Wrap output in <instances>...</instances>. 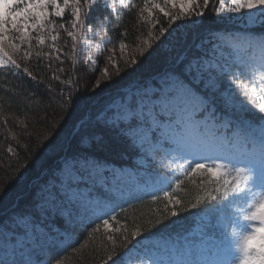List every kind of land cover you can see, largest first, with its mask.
Masks as SVG:
<instances>
[{
	"label": "snow or ice",
	"instance_id": "snow-or-ice-1",
	"mask_svg": "<svg viewBox=\"0 0 264 264\" xmlns=\"http://www.w3.org/2000/svg\"><path fill=\"white\" fill-rule=\"evenodd\" d=\"M97 2L109 12V16L97 18L96 30L93 31L87 16ZM118 3L121 8L130 10V14L135 13L137 23L149 26L147 38L136 49L141 56L152 47V41L158 40L171 28L173 22L204 15L199 10L201 6L198 0H163V5L159 0H142V4L133 0H118ZM177 4L179 14L166 10L169 5L175 9ZM209 4L210 0H203L205 9ZM49 5L56 17H61L66 8L72 10L71 29L63 23L59 28L65 29L71 38V52L65 55L72 60L73 72L76 71L77 53L82 50L88 53L84 58V67L87 69L92 65L93 73L99 68V60L104 53L109 54L104 60V75L109 76V67L119 69L114 59L115 41L106 35L111 13L120 15L116 0H63L64 7L60 6L58 0H0V68L7 67L10 74L15 69V75H19L21 64L14 55L19 52L22 43L31 39L37 42V58L50 57L49 52L39 50L48 36L53 42L58 38L50 30L47 36L43 31ZM85 6L88 8L85 9ZM156 10L169 20L168 28H159V35H154L159 23L153 14ZM214 13L216 16L227 13L229 18H239L246 26H264V0H219ZM51 23L49 20L48 24ZM118 26V22L113 23V31ZM29 29L36 30L37 34L30 36ZM125 34L121 32L120 36ZM95 37H99V41L94 44ZM54 47V44L48 45L50 49ZM125 49L124 39H120V52L123 53ZM237 51L239 60L235 64L227 58L217 57L214 52L212 55L197 54L192 59L179 60L176 67L153 86L146 87L103 118L109 130L123 143L124 152L143 149L145 145L154 148L159 144L164 153L160 166L168 169L167 174L161 172L153 178L149 173L148 178L142 181L138 179L134 188L121 182L123 171L110 167L106 158L86 153L66 160L61 174L54 177V183L38 192L35 215L37 219L40 216L50 218L53 223L63 217L69 227L63 233L49 227L48 232L43 234L45 243L37 248L29 247L35 236V228L31 236L25 232L24 239L20 240H10L0 233V236H4L0 242V264H52L53 261L54 264H64L58 256L51 255L52 249L57 246L70 247L75 243L72 230L76 221L92 223L93 217L102 220V225L96 224L87 236L91 238L101 233L103 227L101 246L107 251V244H112L101 264H118V261L123 264L122 256L117 253L115 234L122 235L120 246L127 249L123 255L131 257L135 245L131 248L129 245L141 237L147 228L161 224V218L168 219L179 212L208 205L221 209L219 222L224 227V234L218 241L207 245L203 241L199 245H173L171 248L166 245L162 251L145 252L148 261L141 256L139 264H264V36L245 40L244 46ZM32 54L31 50L25 51L20 59L27 61ZM131 63H137L135 56L131 58ZM64 72L63 67H57L52 80L61 81L60 73ZM23 73L33 81L37 80L27 66L23 68ZM249 74L251 80L248 79ZM79 81L80 77H74L72 73L68 74L67 80L61 81L65 87L55 96L61 105L69 102L63 99L64 91L78 85ZM48 92L55 93L56 90L49 87ZM238 94L244 100H237ZM68 95L71 99L73 93L69 91ZM218 102L230 111L231 119L218 115ZM252 111L256 112L255 116L249 115ZM20 123L24 124V121ZM161 137L166 143H161ZM8 151L11 152V148ZM97 175L103 177L101 183L106 190L100 193L101 198H90L91 190L87 194L80 191V181ZM197 175H206L208 179L201 180L199 184L189 181L195 194L185 204L182 198L174 194L185 182L180 176L192 178ZM109 176L114 182L112 185H109ZM170 188L172 191L168 190ZM144 196H150L151 203L157 205L161 199L166 203L163 209L156 207L152 210L154 218L138 222L139 218L133 217L130 239L127 224H121L117 219L109 201L113 197H127L126 202L135 200L143 203ZM234 202H239L240 206L233 207ZM225 207L232 211L225 214ZM121 211L124 209L121 208ZM110 213L116 227H112L110 220L104 218L109 217ZM225 215L232 216L231 221L226 220ZM206 218L210 221V217ZM212 227L211 222L206 224L201 236L204 237L206 230ZM136 243L139 241L136 240ZM87 244L85 241L78 247H72L71 251L77 253ZM41 254L47 258L42 259Z\"/></svg>",
	"mask_w": 264,
	"mask_h": 264
},
{
	"label": "trees",
	"instance_id": "trees-1",
	"mask_svg": "<svg viewBox=\"0 0 264 264\" xmlns=\"http://www.w3.org/2000/svg\"><path fill=\"white\" fill-rule=\"evenodd\" d=\"M133 2L142 4V0H133ZM159 2L163 5V0ZM198 3L201 6L199 10L204 12L202 17L192 16L177 20L172 23L171 28H168V18L158 10L154 11L153 14L159 21L154 29V35H159L160 27L168 28V31L158 40L152 41V47L146 49L142 56L136 49L141 41L147 38L149 26L137 23L134 12L130 14V10L123 9L119 3H116L120 15L116 12L111 13L106 35L113 38L115 45L119 44L120 39H124L128 52L121 53L115 50L114 59L119 69L109 67V76H105L102 71L106 66L104 60L109 54L104 53L100 57L99 68L93 73L92 65L87 69L84 67V58L88 55L86 50L77 53L76 71L73 72L72 60L65 55L71 52V41H65L61 35L54 45L55 49L48 48L46 43L39 46V50L50 53L49 58L35 56L38 49L35 39L22 43L19 52L14 55L17 62L21 64L19 75H15V69L10 74L7 67L0 68V222L11 218V215L30 217L32 226H38L35 228L37 229L35 234L39 237L38 240L35 237L37 241L30 247L37 248L39 244L45 243L43 234L48 232L49 227L60 233L69 227L63 217L53 223L50 218L40 216L37 219L35 215L40 186L49 176H53L52 172L57 171L62 162L87 153L106 158L110 167L127 165L137 168L132 162L133 158L139 154V148L124 152L123 143L109 130L103 119L106 114L112 112V104L117 99H124L129 89L155 83L157 79L174 69L179 60L192 59L197 54L202 56L208 53L210 49L208 46L212 45L217 34L227 39L236 32L249 31L254 35L264 32V26L243 27L238 22L231 21L227 13L216 16L214 8L219 6V0H210L206 9L203 6V0H198ZM87 8L88 6H85V9ZM166 10L172 14H179V10L169 6ZM106 16H109V12L97 2L90 10L87 22L95 31L97 18ZM117 22L119 26L116 31H113V23ZM121 32H125V36L121 37ZM97 38L99 37H95V40ZM17 43L20 42L17 41ZM78 47L83 48V46ZM28 50H31L33 54L27 61L21 60L20 57ZM57 56L60 57L59 60L56 59ZM133 56L137 60L135 64L131 63ZM125 60H128L127 64ZM25 66L36 76V81L23 73ZM57 67L65 69L64 73H60L61 81L67 80L69 73H72L74 77H80L78 85L64 91L63 99L69 101L64 105L55 98L58 91L65 87L61 81L52 80ZM39 81L43 82L38 83ZM49 87H53L56 92L49 93ZM69 91L73 93L71 99H69ZM217 108L218 114L232 118L230 112L219 102ZM252 114L256 115V112ZM21 121H24V124H21ZM9 148L11 152L8 151ZM180 179L185 182L174 194L182 198L186 204L195 194L193 185L189 181L193 180L199 184L201 180H207L208 177L206 175H197L192 178L180 176ZM105 190L102 186H97L95 192L100 195ZM114 200L115 197L112 201ZM165 203L166 201L161 199L157 205L151 203L150 196H144L143 203L133 200L115 209L114 213L121 224H127L131 239L133 217L139 218L138 222L154 218L151 214L152 210L156 207L163 209ZM130 204L132 206H129ZM217 207L208 205L200 209L179 212L177 216H169L168 219L161 218V224L154 228H147L136 240L140 242L146 237H171L174 234L186 232L193 225L196 216L202 213L211 214ZM121 208L124 209L123 212ZM110 216L107 217L110 225L116 227ZM126 217L128 219H125ZM93 221L89 223L85 220L83 224H87V227H84L80 221H76L72 230L75 243L67 248L57 246L52 249L51 255L58 256L64 264H101V261L107 257V251L111 250L112 244H107V251L101 246L103 227H101V233L91 238L87 236L96 224L102 225V220H95L93 217ZM114 238L117 253L123 256L127 249L120 246L122 235L115 234ZM136 240L129 245L130 248ZM85 241L88 242L87 247L77 253L71 251L72 247H78ZM41 257L47 258L44 254H41ZM118 264H120L119 261ZM123 264H125L124 261Z\"/></svg>",
	"mask_w": 264,
	"mask_h": 264
},
{
	"label": "rangeland",
	"instance_id": "rangeland-1",
	"mask_svg": "<svg viewBox=\"0 0 264 264\" xmlns=\"http://www.w3.org/2000/svg\"><path fill=\"white\" fill-rule=\"evenodd\" d=\"M58 3L60 4L61 7H64L63 0H58ZM116 3H118V0H116ZM169 7L171 6L169 5ZM175 9L179 10L178 4ZM71 11L72 10L70 7L66 8L65 13L61 17H56L53 14V9L49 5L47 8L48 16L44 20L45 28L43 29V31L45 35L47 36L50 30L52 35H57V37L61 35L65 41H71V38L67 36V32L65 31V29L59 28V25L63 23L65 24L66 28L71 29L70 21L71 19H73V17L71 16ZM49 20L52 21L50 25L48 24ZM230 20L238 22L240 25H243V27L250 28L253 26H257V25H247L246 26L239 18H235V17L230 18ZM36 34H37L36 30L29 29L30 36L34 37ZM261 36H264V34ZM259 37H256L254 35L251 36V33L249 31L239 32V34H236L235 36L234 35L229 36L227 39L223 38L222 35L217 34L212 45L208 46L210 47L208 54L212 55L214 52L217 57L227 58L232 63H238L239 53L237 49L244 46L245 40L252 39V38H259ZM98 41H99V38H97V40H95L94 38L93 43L95 44ZM45 43L47 45L49 44L56 45L57 41L53 42L50 36H48V38H46L45 40ZM53 49H55V47ZM115 50L120 51L119 44L115 45ZM126 51L128 52L127 47L124 52ZM234 71L238 72L239 69H234ZM251 78H252L251 74H249L248 79L251 80ZM159 79H157V81ZM153 84L154 83H148L141 88L127 90V94L125 95L124 99H121V98L117 99L112 104V108H113L112 112H114L119 105H121L124 102L130 101L133 96H137L146 87H151L153 86ZM233 91H235L234 88H233ZM237 100H244V97L238 94ZM249 107L251 106L249 105ZM252 113H255V111H252L249 113L250 115L255 116ZM223 116L226 119L230 118L228 115H223ZM157 135L161 136L160 133H158ZM161 143H166V141H164L162 137H161ZM163 155L164 153L160 149L159 144L155 145L154 148H150L148 145H145L143 149L139 148V154L133 158L132 164L133 166L137 167L136 169L132 168L131 166H127V165H123L122 167L113 165L112 167L123 171V175L120 177V180L123 184L135 188L137 186L136 181L138 179L142 181L143 179L148 178L149 173L152 175L153 178H155L158 173H161L162 172L161 170H164L163 173L165 174L168 173L167 168H161L160 166ZM163 163L166 164L167 161H163ZM64 166H65V161L61 163L60 168L57 169V171L52 172L53 173L52 177L49 176L46 179V181L42 183V185L40 186L41 189H43L46 185H51L52 183H54V177H57L61 174L60 170ZM102 180H103V177L98 176V175L92 178L86 177L80 181V191L87 194L89 193V190H91L90 198H93V197L101 198L100 195L97 192H95V189L97 186H102V183H101ZM108 180H109V185H112L114 183L112 181L111 176L108 177ZM94 181L96 183H94ZM103 189L105 188L103 187ZM126 201H127V197H124V198L115 197L114 201L112 200L109 201V206L112 207L115 211V209H117L121 205L131 202V201L126 202ZM238 206H240L239 202H235L233 204V207H238ZM230 211H232V209L227 208V207L223 209V212L225 214ZM220 212H221V209L218 207L217 209H215L214 213H211V214L206 213V214L198 216L195 219V223L192 226V228L190 227V229L186 232H183L180 234H174L171 237L151 236V237L143 238L138 244L137 243L134 244L135 247L133 248L131 257L124 256V255L122 256L123 261L125 262V264H139V259L142 256L143 259L147 262L148 256L144 255L145 252L151 253V252H156V251H162L166 245L169 248H171L173 245L177 247L185 246L188 244L199 245L201 244L202 241L207 245V244L213 243L214 241H218L221 238L222 234H224V227L219 222ZM88 215H91V213H89ZM206 217H210V221ZM104 218H107V217H104ZM225 219L228 221H231L232 216L225 215ZM21 221H24V222H21ZM27 221L32 222V220L28 216H23V215L22 216H15V215L12 216L11 215V218L5 219L0 222V233H3L4 235H6L10 240L24 239L25 232H28V234L31 236L33 228H37L38 226L36 225L33 227L32 226L33 222L26 223ZM209 222H211V224H213L214 227L207 229L206 235L202 237L201 232L202 230H204V226L208 224ZM230 227L231 225L229 224V228ZM8 229H11L12 231L9 232ZM35 237H36V234L35 236H33L32 241L29 243V247L30 245H32L33 242L37 241ZM3 239H4V236H0V242H2Z\"/></svg>",
	"mask_w": 264,
	"mask_h": 264
}]
</instances>
